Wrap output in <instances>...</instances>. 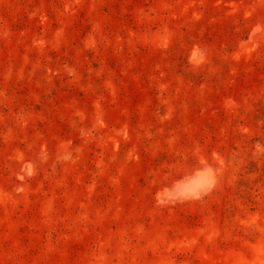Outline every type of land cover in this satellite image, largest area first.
I'll return each mask as SVG.
<instances>
[{
  "label": "rangeland",
  "instance_id": "374dc122",
  "mask_svg": "<svg viewBox=\"0 0 264 264\" xmlns=\"http://www.w3.org/2000/svg\"><path fill=\"white\" fill-rule=\"evenodd\" d=\"M0 264H264V0H0Z\"/></svg>",
  "mask_w": 264,
  "mask_h": 264
}]
</instances>
